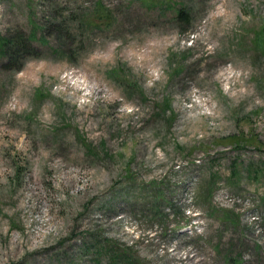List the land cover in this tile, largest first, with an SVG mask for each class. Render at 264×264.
Segmentation results:
<instances>
[{
    "label": "rangeland",
    "instance_id": "obj_1",
    "mask_svg": "<svg viewBox=\"0 0 264 264\" xmlns=\"http://www.w3.org/2000/svg\"><path fill=\"white\" fill-rule=\"evenodd\" d=\"M1 37L0 264H264V0H0Z\"/></svg>",
    "mask_w": 264,
    "mask_h": 264
},
{
    "label": "trees",
    "instance_id": "obj_2",
    "mask_svg": "<svg viewBox=\"0 0 264 264\" xmlns=\"http://www.w3.org/2000/svg\"><path fill=\"white\" fill-rule=\"evenodd\" d=\"M183 13H184V9L183 8H180L176 12V16L177 17H180V16L183 15ZM184 14H185L184 18L187 17V12L184 13ZM58 24L60 25V24H62V22H58ZM91 24L96 25L95 20H91ZM18 35L19 36H17V37L14 38V41L15 42L19 41L21 45H23V46L26 47L27 46V42L23 39V37H21V34L20 33H18ZM11 42H12V39L11 38H5V37H1L0 38V52L1 53L6 52L5 53V55H6L5 58H7V59L9 58L8 59L9 62H7V64L5 65L6 68H11L12 65L18 64L17 63V59L24 58L29 53L28 48L26 49L24 47H23V50L18 51V52L15 53V50L14 51L11 50L12 49V46H9L11 44ZM3 46H6V48H7L6 51L2 50L3 49ZM124 255H128V254H124ZM110 258H111L112 264L119 263V262L122 263V264H135L134 261L132 262L130 260V258H124L118 252L112 253V255H111Z\"/></svg>",
    "mask_w": 264,
    "mask_h": 264
}]
</instances>
